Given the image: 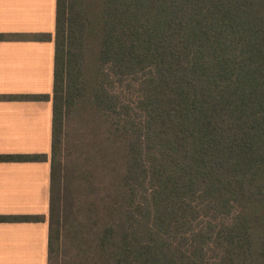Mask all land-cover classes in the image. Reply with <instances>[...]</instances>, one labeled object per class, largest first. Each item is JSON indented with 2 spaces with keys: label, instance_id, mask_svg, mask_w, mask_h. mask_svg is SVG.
Segmentation results:
<instances>
[{
  "label": "trees",
  "instance_id": "16d2710c",
  "mask_svg": "<svg viewBox=\"0 0 264 264\" xmlns=\"http://www.w3.org/2000/svg\"><path fill=\"white\" fill-rule=\"evenodd\" d=\"M54 43L48 264H264V0H57Z\"/></svg>",
  "mask_w": 264,
  "mask_h": 264
},
{
  "label": "crops",
  "instance_id": "0c3cea01",
  "mask_svg": "<svg viewBox=\"0 0 264 264\" xmlns=\"http://www.w3.org/2000/svg\"><path fill=\"white\" fill-rule=\"evenodd\" d=\"M56 10L57 0H0V155L47 156L0 160V264H48ZM32 94L50 97H22Z\"/></svg>",
  "mask_w": 264,
  "mask_h": 264
},
{
  "label": "rangeland",
  "instance_id": "374dc122",
  "mask_svg": "<svg viewBox=\"0 0 264 264\" xmlns=\"http://www.w3.org/2000/svg\"><path fill=\"white\" fill-rule=\"evenodd\" d=\"M83 109L85 106H82ZM82 110V109H81ZM81 112H77L75 115L71 117V120L68 123L67 126V143L68 147L70 148V151H76L74 153L77 154H83V151L86 150V144L88 143V134L91 135L88 131L87 121L85 119H80L79 115ZM82 116L85 118V114L82 113ZM76 142L77 144V150L71 145V143Z\"/></svg>",
  "mask_w": 264,
  "mask_h": 264
}]
</instances>
